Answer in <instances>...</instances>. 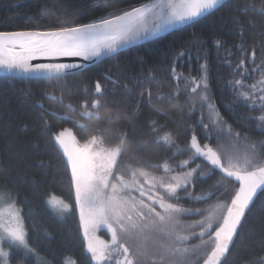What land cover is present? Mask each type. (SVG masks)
<instances>
[{
	"label": "trees",
	"instance_id": "obj_1",
	"mask_svg": "<svg viewBox=\"0 0 264 264\" xmlns=\"http://www.w3.org/2000/svg\"><path fill=\"white\" fill-rule=\"evenodd\" d=\"M144 2L147 0H0V32L45 31L88 23L109 11ZM247 2L259 4L261 0H229L195 23L127 48L73 74L39 79L0 75V196L2 200L15 202L28 244L35 249L34 254L24 256L22 251L9 248L11 263L67 264L71 259L73 264H96L83 237L70 166L50 138L52 133L65 126L72 127L81 143L89 136L97 135L103 136L106 144L114 145L120 142V133L127 132L124 150L116 166V170L126 178L129 176L126 165L161 176L165 173L156 165L167 161L175 167L190 155L186 151L174 155L177 151L175 146L155 143L152 121L165 125L162 131L171 132L180 148L189 144L195 134L201 144L217 148L222 155L231 154L230 151L241 141L240 149L233 154L242 155L246 144L252 142L257 144L258 150L264 151L260 149L264 132L256 127L253 119L261 114L259 108L253 110L246 106L245 101L238 100L229 84L234 79H242L240 71L235 68L241 56L239 45L243 44L247 49L245 68L249 75L243 77L246 85L255 83L260 77L259 71H252V52L255 51L256 65L264 59V17L251 12L242 13L240 9ZM234 18L244 25L242 35ZM250 19L254 25L248 23ZM217 41H220L219 45ZM181 52L185 55L178 57ZM205 64L209 102L215 106L225 125L231 126L232 136L228 132L222 133L215 123L206 120L209 113L207 105L201 104L197 98L199 93L193 95L187 90L191 85L186 86L183 79L179 82V94H176L177 84L171 67L175 66L176 72L184 77L199 78L203 74L201 66ZM106 77L119 84L113 85ZM136 80L143 83L134 87ZM97 81L105 88L102 97L92 95ZM125 83L130 91L122 87ZM145 88L152 93L151 101L147 93L143 97L139 95ZM49 95L62 97L63 102L80 111L84 100L91 102L99 98V119L95 116L82 119L78 113L69 112L59 100H50ZM49 112L67 113L69 119H59ZM41 113L44 114L43 119ZM44 119L49 121V125L44 124ZM75 121L85 127H79L73 123ZM205 124L209 126L207 130L203 127ZM235 133H240L239 139ZM209 136L211 139L207 138ZM197 164L201 165L202 171L208 172L206 162L196 159L186 167H176L171 174L183 173ZM222 176L219 170L204 177L197 173L188 186L193 196L212 192L211 199L198 202L185 199V191L178 190L180 199L170 202L187 209H206L217 202L229 203L237 183L231 179L221 181ZM217 181L221 184L218 185ZM53 195L71 205L70 210L63 215L55 211L47 203ZM179 219L187 225L201 219V216L182 215ZM186 231L198 232L199 229ZM160 238L153 237L155 240ZM262 240L264 194H259L223 264H261L260 258L264 257ZM145 243L143 239L131 241V248H143ZM189 243L198 244L199 240L193 238Z\"/></svg>",
	"mask_w": 264,
	"mask_h": 264
},
{
	"label": "snow or ice",
	"instance_id": "obj_2",
	"mask_svg": "<svg viewBox=\"0 0 264 264\" xmlns=\"http://www.w3.org/2000/svg\"><path fill=\"white\" fill-rule=\"evenodd\" d=\"M228 2L229 0H147L134 7L109 11L88 23L61 26L47 31L0 32V69L13 75L21 74V78L39 79L44 71L55 73L59 78L62 74H68L65 70L76 69L81 65L31 64L30 61L37 55L82 57L84 60L112 56L120 49L138 41L154 39L169 30L195 23ZM240 11L264 17V0L259 4L247 2ZM234 20L242 35L244 25L238 19ZM248 23L254 25L251 19ZM216 43L219 45L220 41ZM239 51L241 56L235 68L240 71L242 79H234L229 81V84L238 100L245 101L246 106L253 110L259 108L261 114L253 119L256 121V127L264 132V59L261 64L256 65L255 51L252 52V71H259L260 77L255 83L246 85L243 77L249 75L245 68L247 49L241 44ZM183 55L185 53L181 52L178 57ZM170 71L177 84L176 94H179V82L183 79L186 86L191 85L187 89L191 94L199 93L197 98L201 104L207 105L209 118L213 123L222 125L223 120L215 106L209 102L207 95L206 64L201 66L203 74L199 78L184 77L182 73L176 72L175 66L171 67ZM106 79L113 85L119 84L111 77ZM140 83L143 81L136 80L133 86ZM122 87L127 91L131 90L127 83ZM145 93L151 101L150 90L141 89L140 97ZM104 94V86L97 81L92 95L102 97ZM48 98L62 102V97L49 95ZM65 107L69 112L76 111L72 104ZM80 107L83 110L78 115L82 119H92L94 116L99 119V98L92 99L91 102L86 99ZM49 115L62 120L69 119L67 113L59 115L49 112ZM41 118H44L43 113ZM76 123L81 128L85 127L79 121ZM44 124L49 125V121L44 119ZM152 124V132L156 134L155 143L175 146L177 151L174 155L185 151L190 153L188 159L180 161L175 167L167 161L156 165L162 167L165 173L161 176L151 175L143 169H132L130 165L125 166L129 169L127 178L116 170L118 159L124 150L127 132L120 133V142L114 145L106 144L105 138L97 135H91L81 143L69 128L51 134L52 142L67 158L71 169L80 223L92 260L96 264H106L112 259L114 251L122 250V264H145V261L148 264H200L201 261L202 264H223L255 199L258 194H264V151L258 150L257 144L252 142L246 144L242 155H222L217 148L201 144L195 134L189 144L180 148L171 132L162 131L165 125H158L156 121H152ZM203 127L207 130L209 126L205 124ZM223 130L221 128V131ZM227 132L229 136L233 135L231 126H228ZM234 135L239 139L240 133ZM207 138L211 139L210 136ZM247 139L245 137L246 141ZM260 149H264V142L261 143ZM196 159L206 162L207 173L197 164L195 168H188L183 173L171 174L175 172L176 167H186ZM217 170L223 173L221 181L231 179L239 185L234 189L230 203L217 202L206 209H187L178 203L170 202L180 199L178 190L185 191V199H194L197 202L211 199L212 192L193 196V193L188 191V186L195 174L199 173L204 177L214 174ZM221 181H217V184H221ZM2 199L0 196V200ZM47 203L60 215L71 208V205L54 195L48 198ZM182 215H200L201 219L185 225L179 219ZM100 228L111 233L110 242L95 236V232ZM194 228L199 231H186ZM154 236L161 238L155 240ZM193 238L198 239L199 243L190 244L189 241ZM140 239L146 242L143 248L137 246L133 250L128 246V241ZM5 243L9 248L22 251L24 256L35 253V249L28 244L27 233L15 202L8 204L6 209L0 207V264H7L9 256V252L3 247ZM261 244L264 245V240ZM260 261L264 264V257H261Z\"/></svg>",
	"mask_w": 264,
	"mask_h": 264
},
{
	"label": "water",
	"instance_id": "obj_3",
	"mask_svg": "<svg viewBox=\"0 0 264 264\" xmlns=\"http://www.w3.org/2000/svg\"><path fill=\"white\" fill-rule=\"evenodd\" d=\"M180 27H182V26H180ZM180 27H178V28H180ZM178 28H176V29H178ZM173 30H175V29H172V30H169L168 32L162 33V34H160L158 37H156L154 39H157V38H159L161 36H164V35H166L167 33L171 32ZM45 31H47V30H45ZM154 39L138 41V42H136V43H134V44H132V45H130L128 47L120 49L117 53H119L120 51H123V50H125L127 48H130L132 46L139 45V44H142V43H145V42H149V41L154 40ZM106 57H109V56H102V57H99V58L94 57V58H91L89 60H84L82 57H49V56L37 55L30 61V63L31 64H55V63H68V64H71V63H78V64L81 65V67L76 68V69H67V70H65L68 73L66 75H69V74L75 73L77 71L83 70V69L91 66L93 63L98 62V61H100V60H102V59H104ZM0 75L9 76V77H21V74L13 75V74H10V73H6L4 69H0ZM40 75H41V78L56 77L55 73L49 74L46 71L42 72ZM63 75L64 74H62L61 76H63Z\"/></svg>",
	"mask_w": 264,
	"mask_h": 264
},
{
	"label": "rangeland",
	"instance_id": "obj_4",
	"mask_svg": "<svg viewBox=\"0 0 264 264\" xmlns=\"http://www.w3.org/2000/svg\"><path fill=\"white\" fill-rule=\"evenodd\" d=\"M208 111H209V109H207ZM207 111V112H208ZM207 118H206V120H210V122L211 123H213L212 121H211V119L209 118L210 117V112L209 113H207ZM223 120V119H222ZM225 123L226 122H224L223 121V124L222 125H217L216 124V127L217 128H220V130L219 131H221V128H223L224 130L222 131V133H226L227 132V126L225 125ZM63 128H69V129H71L72 130V127H70V126H65V127H63ZM62 128V129H63ZM61 129V130H62ZM216 129V128H215ZM217 130V129H216ZM60 131V130H59ZM72 132H73V130H72ZM73 134H74V132H73ZM75 135V134H74ZM239 141V140H238ZM241 145H242V141H241V143L240 144H238L237 146H234V147H236V148H234V149H232L230 152H231V154H233V152H235L236 150L238 151L239 149H240V147H241ZM66 158V157H65ZM66 160H67V158H66ZM75 189V188H74ZM74 193H75V191H74ZM55 197H58V196H55ZM59 199H61V200H63L65 203H67L64 199H62L61 197H58ZM13 201H11V200H0V207H2V208H7V206H8V204H10V203H12ZM68 204V203H67ZM15 207L17 208V206L15 205ZM77 208H78V214H79V207L77 206ZM18 209V208H17ZM55 210V209H54ZM56 211V210H55ZM20 213V212H19ZM20 217H21V215H20ZM80 218V217H79ZM22 219V218H21ZM82 231H83V227H82ZM95 236L96 237H98L99 239H101V240H104V241H108V242H110L111 241V233L109 232V231H107L106 229H104V228H100V229H98L96 232H95ZM83 237H84V234H83ZM84 239H85V237H84ZM85 241H86V248H87V240L85 239ZM123 242V241H122ZM128 246L129 247H131V241H128ZM3 247H4V250L5 251H8L9 252V247H8V245L5 243L4 245H3ZM135 250V249H134ZM88 251V250H87ZM90 254V253H89ZM91 255V254H90ZM123 259H124V257H123V255H122V250L120 251V252H116V251H114L113 253H112V259L110 260V261H108V262H106V264H118V262H120V264H122V261H123ZM94 261V260H93ZM95 262V261H94ZM74 262L71 260V259H68V262H67V264H73ZM96 263V262H95ZM7 264H13V263H11V261H10V253H9V256H8V258H7Z\"/></svg>",
	"mask_w": 264,
	"mask_h": 264
},
{
	"label": "flooded vegetation",
	"instance_id": "obj_5",
	"mask_svg": "<svg viewBox=\"0 0 264 264\" xmlns=\"http://www.w3.org/2000/svg\"><path fill=\"white\" fill-rule=\"evenodd\" d=\"M135 46H137V45H135ZM126 50V49H125ZM124 51V50H123ZM123 51H120L119 53H122ZM119 53H116L115 55H117V54H119ZM115 55H112V56H115ZM110 57V56H109ZM107 58V57H106ZM105 59V58H104ZM104 59H102V60H104ZM101 61V60H100ZM99 62V61H98ZM95 63H97V62H95ZM95 63H93V64H95ZM84 70V69H83ZM81 71V70H80ZM78 72V71H77ZM73 74V73H72ZM63 76H65V75H63ZM145 89H147V88H145ZM60 101V100H59ZM61 102V101H60ZM62 104H64V105H68V103H65V102H63V99H62V102H61ZM74 108L76 109V111L75 112H73V113H75V114H77V113H79L80 112V110H78L75 106H74ZM77 121H75V122H73V123H76Z\"/></svg>",
	"mask_w": 264,
	"mask_h": 264
},
{
	"label": "bare ground",
	"instance_id": "obj_6",
	"mask_svg": "<svg viewBox=\"0 0 264 264\" xmlns=\"http://www.w3.org/2000/svg\"><path fill=\"white\" fill-rule=\"evenodd\" d=\"M97 17V16H96ZM18 32V31H17Z\"/></svg>",
	"mask_w": 264,
	"mask_h": 264
}]
</instances>
